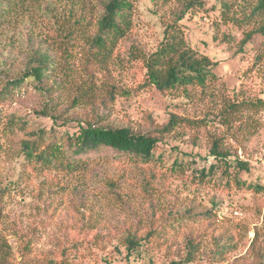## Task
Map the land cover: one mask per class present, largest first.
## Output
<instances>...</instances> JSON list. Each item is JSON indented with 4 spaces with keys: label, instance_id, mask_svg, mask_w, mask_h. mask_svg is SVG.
Instances as JSON below:
<instances>
[{
    "label": "rangeland",
    "instance_id": "1",
    "mask_svg": "<svg viewBox=\"0 0 264 264\" xmlns=\"http://www.w3.org/2000/svg\"><path fill=\"white\" fill-rule=\"evenodd\" d=\"M103 1L35 0L0 30V74L11 77L36 49H48L58 78L68 79L55 123L40 115L45 97L30 81L12 98H0L1 124L15 119L0 138V238L10 247L7 264H21L24 240L32 234L30 264L48 259L55 264H169L185 257L188 243L199 252L186 264H264V106L242 112V119L257 124L243 140L234 133L236 115L227 111L233 102L264 100V34L258 31L264 11H252L259 0H230L227 9L217 0H200V6L191 0H132L127 38L104 70L91 71L85 65L86 35L94 30ZM173 23L190 48L217 66L203 87L163 94L148 85L143 58L157 49ZM89 81L97 98L94 107L71 106ZM94 114L104 124L159 137L161 161L149 169L120 162L104 173L96 171L93 180H80L44 174L24 160L20 143L31 132L55 128L72 133ZM171 116L181 120L160 133ZM212 136L220 138L229 159L248 164V171L236 174L244 188L198 184L189 169L182 176L171 172L176 160H194L191 168L211 163ZM104 176L113 179L114 190L101 183ZM94 210L101 220L91 227L88 216ZM153 210L156 218L185 211L192 218L168 231L160 248L127 258L121 234L136 228L142 235Z\"/></svg>",
    "mask_w": 264,
    "mask_h": 264
},
{
    "label": "trees",
    "instance_id": "2",
    "mask_svg": "<svg viewBox=\"0 0 264 264\" xmlns=\"http://www.w3.org/2000/svg\"><path fill=\"white\" fill-rule=\"evenodd\" d=\"M33 1L35 0H0V30L9 28L15 16L25 11L24 9ZM229 1L217 0L224 9L228 8ZM191 2L199 6L202 3L200 0H191ZM187 7H190L189 3ZM132 9V0H104L102 2L94 30L86 35L85 41V65L91 68V71L93 69L104 70L113 57L117 45L127 38L131 30ZM252 11L263 12L264 0H259ZM182 17V15L179 16L178 20ZM258 31L264 34V26ZM250 37L251 34L246 38ZM143 61L148 85L163 94L177 90L186 92L188 87H203L214 77L213 71L217 66V62H212L207 56L198 54L185 43L176 23L165 28L161 43L154 52L145 56ZM56 67L55 56L50 53V50L36 49L23 69L14 72L11 77L0 74V98H12L26 82L30 81L31 87L45 97L40 115L51 118L55 123L59 116L57 109L64 102L61 99L62 90L68 82V79L58 78ZM93 76L94 74H91V77ZM92 85L93 83L89 81L88 86L78 96L71 99L70 105L88 103L94 107L97 98ZM100 103L104 104V99ZM263 106L264 100L233 102L228 105L227 111H232L233 115H236L234 133L242 136V140L251 137L257 130V124L252 119L241 118L242 112L257 110ZM1 118L0 113V138L5 130H10L15 125L14 117L7 120L4 125L1 124ZM93 118V120L80 122L72 133L60 132L55 128L31 132L29 139L21 141L20 153L26 162L33 164L44 174L51 173L54 177L79 178L80 180L86 177L93 180L99 175L96 171L103 170L104 173L108 165L119 167L120 162L135 168L145 166L149 169L155 168V165L161 161L163 154L159 137L124 126L104 124V119L98 114H94ZM180 120L181 118L171 116L160 133L171 130V126ZM106 151L111 152L112 157L101 156V153ZM209 157L212 162L201 168L189 166V163H194V160H176L172 163L170 170L182 176L185 170L189 169L193 173L192 179L198 184H212L223 189H230L231 186L236 189L245 187L246 184L236 174L248 171V164L237 158L229 159L219 137H211ZM104 177L99 178L101 183L105 184L109 191L114 190L116 184L113 179ZM250 187L247 185V188ZM110 195L119 198L115 194ZM155 213L156 210L151 211L150 218L145 222L147 227L142 235H138L136 228L126 230L121 234L119 241L127 258H140L150 249L160 248L166 243L168 231L174 230L177 223L181 224L185 219L192 218L189 211L174 216L160 214L158 218ZM100 220L101 217L97 210L90 212L88 221L91 227L96 224L100 225ZM33 235L27 236L24 240L21 264H30L27 262L28 250L34 239ZM197 252H199L198 246L188 243L185 257L179 261L172 260L169 264L189 263L193 261ZM9 256L10 247L0 238V264H7ZM44 264L55 263L52 259H48Z\"/></svg>",
    "mask_w": 264,
    "mask_h": 264
}]
</instances>
